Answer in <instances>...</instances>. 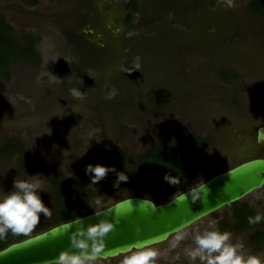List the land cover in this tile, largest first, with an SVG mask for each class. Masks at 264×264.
Returning <instances> with one entry per match:
<instances>
[{
  "label": "rangeland",
  "instance_id": "rangeland-1",
  "mask_svg": "<svg viewBox=\"0 0 264 264\" xmlns=\"http://www.w3.org/2000/svg\"><path fill=\"white\" fill-rule=\"evenodd\" d=\"M251 1L142 0L128 23L127 0H0L13 36L21 46L34 38L40 61L18 51L9 79L0 69V149L16 140L24 152L0 154V195L13 190L14 179L39 175L38 194L51 208L49 177L63 173L96 192L84 206L95 208L98 198L110 206L127 196L123 182L115 187L117 173L109 172L92 185L86 166L113 168L121 152L135 161L154 144L189 157L205 181L264 156V143L257 142L264 100L254 99L264 83V15L249 10ZM221 70L237 77H222ZM192 134L214 143L203 152L186 150ZM35 153L44 168L24 173L19 158ZM245 204L264 215V187L234 206ZM233 208L196 222L175 248L172 237L156 246L162 253L156 264L186 255L209 220L224 232ZM45 219L41 214L40 223ZM254 231L232 233L233 242L264 259V243L257 250L250 241Z\"/></svg>",
  "mask_w": 264,
  "mask_h": 264
},
{
  "label": "clouds",
  "instance_id": "clouds-1",
  "mask_svg": "<svg viewBox=\"0 0 264 264\" xmlns=\"http://www.w3.org/2000/svg\"><path fill=\"white\" fill-rule=\"evenodd\" d=\"M257 142H264V137L257 133ZM109 172H116V169L105 167L100 164L95 166L89 164L85 168V173L91 176V184L95 185L105 179ZM41 176H32L27 180H16L13 182V190L6 194L0 195V240L6 239L11 233L14 236L30 237L33 231L40 223L41 214L50 218L52 213L50 208L45 206L39 190H43V181ZM164 180L170 185H178L180 180L171 174H165ZM128 175L125 172L117 173V180L114 186L119 187L121 182H127ZM208 189L205 183H201L188 189V193L175 192L171 202L179 206L182 201L191 197L195 203L197 200L206 199ZM129 201L117 202L114 206L108 207L103 211L105 215H111L113 209L117 210L118 215L133 210ZM144 204L151 205L153 211L158 207L153 200H143ZM98 210L95 215L102 213V201L98 198L94 202ZM264 221V215L257 213L255 217H248L250 225H256ZM81 219L65 223L60 229L52 231L53 238L63 235L71 229L72 224H79ZM120 221L117 219L111 222L107 219H101L98 223L89 224L87 227H79L70 232V244L67 249L58 254V258L52 259L47 264H98V262L110 261L116 256L121 257L118 264H156L162 253L159 249L151 245L132 244L122 247L115 251L105 252V238L109 233L116 230V225ZM137 233L140 228L137 226ZM188 236L185 227L177 228L172 236L171 247H177L181 241ZM194 247L186 249V255L192 264L198 260L199 264H264V259L257 255H250L245 252L244 244L237 240L233 242L231 232H221L217 227L215 220H209L208 227L201 233L193 237ZM104 253V255H101Z\"/></svg>",
  "mask_w": 264,
  "mask_h": 264
},
{
  "label": "trees",
  "instance_id": "trees-1",
  "mask_svg": "<svg viewBox=\"0 0 264 264\" xmlns=\"http://www.w3.org/2000/svg\"><path fill=\"white\" fill-rule=\"evenodd\" d=\"M249 7L256 13H264V0H256ZM127 8L131 11L127 17L128 23H132L134 15L138 13L139 3L133 1L127 5ZM12 31L13 29L6 22L5 16L0 13V69L3 70L8 79L13 55L18 51L23 58H33L34 63L40 64L38 54H35L34 38L26 37V45L21 46L13 36ZM256 91V95L264 96V84H261L259 90ZM213 143L214 141L211 139L192 134L187 137L183 145L186 150L199 153ZM18 153L22 156L24 152L22 153L19 150V142L16 140L8 141L0 149V154L7 157ZM111 163L116 169V173L125 172L128 175V181L123 182L122 186L127 191V196L124 198L146 196L159 203L161 199L173 196L175 192H183L189 187L205 182L203 170L196 167L189 157L181 155L178 150L167 143L152 145L135 161L127 152H121L111 160ZM19 166L21 171L27 174L44 168L42 160L39 159V153L24 154L23 157L19 158ZM165 174L176 176L180 183L177 186L170 185L164 180ZM49 182L52 189V205L50 208L52 215L50 218L46 217L30 237L98 210L97 206L92 208L81 203L83 200L96 195V192L87 187L84 179L72 180L63 173H54L49 177ZM100 200L102 206H104L105 203L102 199ZM256 215L255 211L251 210L246 204L235 205L234 225L231 230L230 226H226L225 231L230 230L232 233H240L255 229L250 241L252 244L257 245L258 250L261 248V244L264 243V221L256 225L248 223V217H255ZM27 238L29 237L14 236L9 233L6 239L0 240V250Z\"/></svg>",
  "mask_w": 264,
  "mask_h": 264
},
{
  "label": "water",
  "instance_id": "water-1",
  "mask_svg": "<svg viewBox=\"0 0 264 264\" xmlns=\"http://www.w3.org/2000/svg\"><path fill=\"white\" fill-rule=\"evenodd\" d=\"M258 131L264 137V127H260ZM262 143L264 142L259 144ZM204 183L208 189L206 199L197 200L193 203L189 196L187 200L182 201L177 206L171 202V197L164 203L154 201L158 207L155 211L151 205L144 204V199L152 200L146 196L122 198L117 202L131 200L130 203L133 208L131 212L118 215L117 210L113 209L111 215H105L103 211L114 206L116 204L114 203L99 209L102 210L99 216L91 213L77 218L81 219L79 224L73 223L68 232L53 238L51 234L53 230L63 232V229L60 228L65 223L77 219L59 224L43 233L13 243L0 250V264H47L48 261L58 258L60 251L68 248L71 231L98 223L101 219H107L111 222L117 219L120 221L116 225V230L109 233L105 238V252L115 251L132 244H148L152 247L163 244L173 236L177 228L184 226L187 230L199 220L223 208H232L235 203L262 189L264 187V158L256 157L237 164L229 170L211 176ZM188 189L183 192L188 193ZM137 226L140 228L139 233L136 231Z\"/></svg>",
  "mask_w": 264,
  "mask_h": 264
},
{
  "label": "flooded vegetation",
  "instance_id": "flooded-vegetation-1",
  "mask_svg": "<svg viewBox=\"0 0 264 264\" xmlns=\"http://www.w3.org/2000/svg\"><path fill=\"white\" fill-rule=\"evenodd\" d=\"M113 1H115V0H107V2H109V3H111V2H113ZM120 1H124V0H117V2H120ZM133 1H136L137 3L138 2H141L142 0H127V3L129 4V3H131V2H133ZM256 0H252L249 4H248V8H249V10L252 12V13H254V14H256V15H264V13H256L253 9H251L249 6L250 5H252V3L253 2H255ZM262 38L264 39V33H263V36H262ZM220 74H221V76L223 75L225 78H231V77H237V74H235V73H232L231 72V74H229V73H227V72H225V70L223 71V70H221L220 71ZM222 76V77H223ZM262 84H264V83H262ZM261 86V85H260ZM260 86H258V88L256 89V90H259V87ZM254 91V97H256V98H254V99H257V100H259V99H262V100H264V96H258V95H256V92L257 91ZM260 127H264V126H260ZM260 127H258V129H257V131L259 130V128ZM259 132V131H258ZM259 157H263L264 158V156H259ZM233 208V207H232ZM232 208H228V209H232ZM250 208V207H249ZM251 210H254V209H252L251 208ZM233 213H232V216H231V221L228 223V225L227 226H230V230L232 229V227H233V225H234V208H233ZM255 211V210H254ZM255 214H256V211H255ZM192 227V226H191ZM228 231V232H231V231ZM224 231H225V228H224ZM232 233V232H231ZM234 233V232H233ZM171 238V237H170ZM169 238V239H170ZM168 239V240H169ZM167 240V241H168ZM166 243V242H165ZM158 246V245H157ZM153 247H156V246H153ZM189 259H188V257L186 256V255H180V257L178 258V259H176L174 262H173V264H177L178 263V261H181L183 264H192V262H188L187 263V261H188ZM158 263V262H157ZM195 264H199V261L197 260L196 262H195Z\"/></svg>",
  "mask_w": 264,
  "mask_h": 264
}]
</instances>
